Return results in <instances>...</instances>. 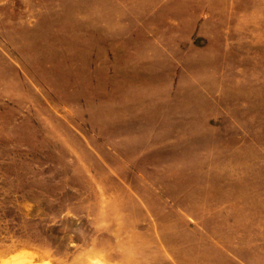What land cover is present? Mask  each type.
<instances>
[{"label":"rangeland","instance_id":"374dc122","mask_svg":"<svg viewBox=\"0 0 264 264\" xmlns=\"http://www.w3.org/2000/svg\"><path fill=\"white\" fill-rule=\"evenodd\" d=\"M0 264H264V0H0Z\"/></svg>","mask_w":264,"mask_h":264},{"label":"trees","instance_id":"16d2710c","mask_svg":"<svg viewBox=\"0 0 264 264\" xmlns=\"http://www.w3.org/2000/svg\"><path fill=\"white\" fill-rule=\"evenodd\" d=\"M40 227L42 228V226H40ZM42 229H43V231H44V234H45L46 236L50 237V235L52 234V233H51V228L48 226L47 228H46V227H43ZM56 233H57V232H56ZM53 234H55V233H53Z\"/></svg>","mask_w":264,"mask_h":264}]
</instances>
